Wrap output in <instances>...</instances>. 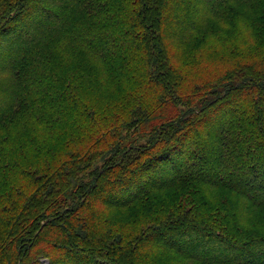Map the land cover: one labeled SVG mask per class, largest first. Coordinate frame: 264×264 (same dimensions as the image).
I'll return each mask as SVG.
<instances>
[{
    "label": "trees",
    "instance_id": "16d2710c",
    "mask_svg": "<svg viewBox=\"0 0 264 264\" xmlns=\"http://www.w3.org/2000/svg\"><path fill=\"white\" fill-rule=\"evenodd\" d=\"M0 264H264V0H0Z\"/></svg>",
    "mask_w": 264,
    "mask_h": 264
},
{
    "label": "rangeland",
    "instance_id": "374dc122",
    "mask_svg": "<svg viewBox=\"0 0 264 264\" xmlns=\"http://www.w3.org/2000/svg\"><path fill=\"white\" fill-rule=\"evenodd\" d=\"M261 11L260 7H257L254 10V15L259 14ZM253 14V12L251 13ZM197 55L199 56L198 62L196 63V66H194V68L191 70V72L188 75V83L191 81H195L198 85L200 83L206 82L208 80H211V82H208V85L212 86L213 83V79H215L216 77H218L221 74V67L218 66L213 63V59H212V54L207 51V50H198ZM209 86V87H210ZM214 86V84H213ZM208 88V87H207ZM215 88V87H214ZM190 90L187 89L185 92H183V98L182 101L185 98H191L194 101L203 98L204 96H209L212 92L211 89L209 91L205 90L204 88H196V90ZM181 101H176L173 103H168L167 105H165L164 108L162 107H154V109H152V113H154L155 115H159L160 116H166V117H174L182 108V105L180 103ZM153 121L150 122H145L143 124H141L139 126V129L137 130L136 128H134V126L130 129V132L127 133V131L125 129H122L121 131V135L124 138L125 137H129L128 139H133L134 137H136L138 134H142L143 132L146 131V133L154 126V124L152 123ZM124 140V139H123ZM122 140V141H123ZM121 141V142H122ZM87 172V169H85L82 172H79V175H83L84 173ZM40 262L43 263H47L46 260H40Z\"/></svg>",
    "mask_w": 264,
    "mask_h": 264
}]
</instances>
